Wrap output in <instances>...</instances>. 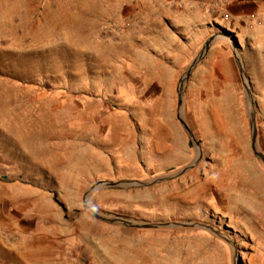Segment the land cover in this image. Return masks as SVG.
I'll return each instance as SVG.
<instances>
[{
	"label": "rangeland",
	"instance_id": "1",
	"mask_svg": "<svg viewBox=\"0 0 264 264\" xmlns=\"http://www.w3.org/2000/svg\"><path fill=\"white\" fill-rule=\"evenodd\" d=\"M253 110L264 154V0H0V264H264V214L182 198L264 176Z\"/></svg>",
	"mask_w": 264,
	"mask_h": 264
},
{
	"label": "bare ground",
	"instance_id": "2",
	"mask_svg": "<svg viewBox=\"0 0 264 264\" xmlns=\"http://www.w3.org/2000/svg\"><path fill=\"white\" fill-rule=\"evenodd\" d=\"M220 7L221 5H218L217 9ZM230 126L234 128L238 140H242L241 124L236 120ZM245 158L244 162L239 163L238 170L235 168L212 170L204 183H199L198 177L195 176L190 184H183L182 198L195 201L197 204L205 201L213 204L217 195L224 199L223 203L227 209H230L232 203L241 202L249 211L264 214V176L250 165L251 157L245 155ZM195 171L193 175L196 174Z\"/></svg>",
	"mask_w": 264,
	"mask_h": 264
},
{
	"label": "water",
	"instance_id": "3",
	"mask_svg": "<svg viewBox=\"0 0 264 264\" xmlns=\"http://www.w3.org/2000/svg\"><path fill=\"white\" fill-rule=\"evenodd\" d=\"M251 126H252V150L254 152V155L256 156V158H258L259 160H261L264 164V154H262L261 152L258 151L257 149V139H258V127H257V116H256V111L253 110V112L251 113ZM188 130V129H187ZM190 137L193 140L192 134L190 133ZM96 217L104 220V221H108L105 220L101 217H99L96 213H94ZM117 221H120L122 223H124L125 225H127V222H125L122 219H114V220H110L108 222L110 223H116ZM172 224H158V225H145V228H167V227H172Z\"/></svg>",
	"mask_w": 264,
	"mask_h": 264
}]
</instances>
